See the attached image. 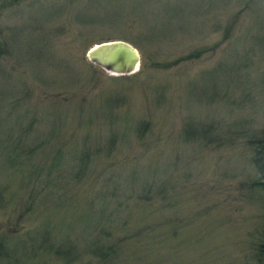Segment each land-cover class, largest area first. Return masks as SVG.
<instances>
[{
    "label": "rangeland",
    "instance_id": "obj_1",
    "mask_svg": "<svg viewBox=\"0 0 264 264\" xmlns=\"http://www.w3.org/2000/svg\"><path fill=\"white\" fill-rule=\"evenodd\" d=\"M0 44V264H264V0H0Z\"/></svg>",
    "mask_w": 264,
    "mask_h": 264
},
{
    "label": "water",
    "instance_id": "obj_2",
    "mask_svg": "<svg viewBox=\"0 0 264 264\" xmlns=\"http://www.w3.org/2000/svg\"><path fill=\"white\" fill-rule=\"evenodd\" d=\"M87 60L113 76H129L137 72L139 55L130 45L122 42L98 44L86 52Z\"/></svg>",
    "mask_w": 264,
    "mask_h": 264
},
{
    "label": "trees",
    "instance_id": "obj_3",
    "mask_svg": "<svg viewBox=\"0 0 264 264\" xmlns=\"http://www.w3.org/2000/svg\"><path fill=\"white\" fill-rule=\"evenodd\" d=\"M2 49H3V46L0 44V56H1ZM111 116H110V118H111ZM129 126H130V128L134 129L135 132H137V133L143 128L139 132L141 135L144 133L143 132L144 130L145 131L147 130V128H146L147 125L146 124H142V125L141 124H134V122H133ZM113 131H115V130L113 129ZM118 137H119L118 135H112L111 136V140H110V144H112L111 146H113L116 143V140H117ZM251 144H253L251 146L252 149L255 150L254 155L252 157V161L254 163H259L260 162V164H257V168H258V170L260 171V174H261V172L262 173L264 172V163H263V160H264V152H263L264 141H263V138L261 137V140H259V138H258V140H255L254 142H251ZM256 185L264 188V184L263 183H259V182L256 183L255 182V183L251 184V186H256ZM112 199L113 198H110L109 200H107L108 203ZM142 200H143V203H141V204H139L137 206L144 205V203H149V201H150V199H147V198L146 199H142ZM107 207H110L112 209L111 211H114V212H122L124 210V208L120 207L119 204L111 205V203H109V205H107L105 207V209H107ZM253 235H255V237H256L255 238V244L256 245L258 244V246L261 248L262 252H264V245L261 244V243H264V240L261 239L264 236V229H259L258 231H255V234H253Z\"/></svg>",
    "mask_w": 264,
    "mask_h": 264
},
{
    "label": "bare ground",
    "instance_id": "obj_4",
    "mask_svg": "<svg viewBox=\"0 0 264 264\" xmlns=\"http://www.w3.org/2000/svg\"><path fill=\"white\" fill-rule=\"evenodd\" d=\"M108 42H122V43H125L126 45H129V44H127L126 42H123V41H108ZM104 43H107V42H104ZM100 44H103V43H100ZM96 45H98V44H96ZM95 46V45H94ZM93 47V46H92ZM91 47V48H92ZM132 47V46H131ZM135 49V48H134ZM136 50V49H135ZM137 51V50H136ZM138 53V52H137ZM139 55V54H138ZM87 59V58H86ZM139 63H140V60H139ZM91 64V63H90ZM92 65V64H91ZM94 66V65H93ZM96 67V66H95ZM100 69V68H99ZM139 69V65H138V68H137V70ZM102 70V69H101ZM103 71V70H102ZM105 72V71H104ZM106 74H108L109 76H112V77H118V76H113L112 74H109V73H107V72H105ZM262 175H263V178H264V172L262 173ZM264 184V183H263Z\"/></svg>",
    "mask_w": 264,
    "mask_h": 264
}]
</instances>
